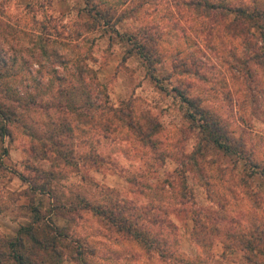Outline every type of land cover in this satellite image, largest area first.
I'll return each mask as SVG.
<instances>
[{
	"label": "rangeland",
	"instance_id": "obj_1",
	"mask_svg": "<svg viewBox=\"0 0 264 264\" xmlns=\"http://www.w3.org/2000/svg\"><path fill=\"white\" fill-rule=\"evenodd\" d=\"M260 44L182 0H0L13 110L0 116V251L40 216L66 232L58 264H264V65L248 59ZM173 86L220 115L242 155L211 144Z\"/></svg>",
	"mask_w": 264,
	"mask_h": 264
},
{
	"label": "trees",
	"instance_id": "obj_2",
	"mask_svg": "<svg viewBox=\"0 0 264 264\" xmlns=\"http://www.w3.org/2000/svg\"><path fill=\"white\" fill-rule=\"evenodd\" d=\"M182 2L191 5L200 14L205 16H216L217 14L232 16L234 22H244L247 26H252L257 29L261 38V44L258 50H255L252 55L248 56V59H253L264 65V6L248 7L241 4L233 5L210 0H182ZM138 47L141 56L145 58L147 64L153 70V63L156 61V59L154 60V53L145 49L150 47L154 49L153 43L150 46L149 44L141 42ZM173 88L180 91L179 95L181 100L185 103L188 111H190L187 114L194 117L195 112H197L200 130L211 141V144L214 143L230 155H236L237 157L242 155L241 151L244 148L242 139L232 135L227 127V123L220 115L203 105L200 96L186 94L177 86H173ZM88 99L89 97L86 98L88 106H92L94 103ZM190 107H192V110H189ZM12 113L13 110L8 104L0 103L1 118H7ZM119 116L123 117V112ZM127 121L133 126L136 125L131 117ZM0 128H2V133H5L6 126L2 124ZM148 129H142L140 131L143 133V139H147L149 144H153L151 133ZM245 161L249 162V165L251 164L249 168L254 170V172L261 169L259 168V163L249 153L246 154ZM251 170L249 175L251 174ZM86 204L89 206L88 203H85V206H87ZM125 229L133 236L141 237L146 244H151L152 237L144 236L137 228L126 225ZM261 232L264 233L263 229H261ZM64 237H66V232L63 231V227H59L51 221H46L44 218L37 216L33 222L21 224L14 236H10L1 241V244L6 246V250L0 251L2 255V259L0 257V264L3 263V260L7 259L12 264H58L59 261L55 260V258L53 259L54 261L51 260L49 251L54 256L59 257V254L62 253V248L58 245V242ZM246 245L250 248V245ZM247 255L249 256L250 252Z\"/></svg>",
	"mask_w": 264,
	"mask_h": 264
}]
</instances>
